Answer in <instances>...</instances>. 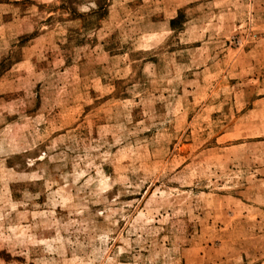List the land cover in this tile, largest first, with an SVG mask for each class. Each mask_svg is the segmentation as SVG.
<instances>
[{
  "label": "rangeland",
  "instance_id": "obj_1",
  "mask_svg": "<svg viewBox=\"0 0 264 264\" xmlns=\"http://www.w3.org/2000/svg\"><path fill=\"white\" fill-rule=\"evenodd\" d=\"M0 264H264V0H0Z\"/></svg>",
  "mask_w": 264,
  "mask_h": 264
},
{
  "label": "trees",
  "instance_id": "obj_2",
  "mask_svg": "<svg viewBox=\"0 0 264 264\" xmlns=\"http://www.w3.org/2000/svg\"><path fill=\"white\" fill-rule=\"evenodd\" d=\"M180 19H181V15L179 16L178 19L174 20V21L172 22V24H176L178 21H180Z\"/></svg>",
  "mask_w": 264,
  "mask_h": 264
}]
</instances>
